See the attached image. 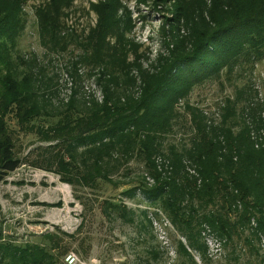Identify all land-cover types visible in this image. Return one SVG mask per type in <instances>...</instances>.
Here are the masks:
<instances>
[{
	"label": "rangeland",
	"instance_id": "374dc122",
	"mask_svg": "<svg viewBox=\"0 0 264 264\" xmlns=\"http://www.w3.org/2000/svg\"><path fill=\"white\" fill-rule=\"evenodd\" d=\"M50 1H15L16 11L10 16L18 26L0 27V117L7 122L15 155L22 162L0 184V246L38 244L58 264H183L187 258L178 254L177 242L187 241L137 187L144 164L135 158L111 181L95 185L66 182L63 176L77 175L69 169L81 160L77 152L91 146L54 132L58 117L19 118L7 80L20 82L26 91L27 78L38 90L32 99L41 113L47 107L55 115L74 97L81 104L92 97L103 99L102 79L109 78L106 64L118 65L125 56L136 79L128 94L140 95L142 73L163 74L177 54L195 52L201 33L226 24L221 0H60L61 9L53 12L59 14L58 25L48 28V34L38 10ZM10 2L0 0L2 10L12 6ZM110 25L113 29L106 33ZM246 85L247 108L239 122L243 119L253 129L263 113L254 109L264 97V56L243 63V69L239 66L230 76L206 82L189 98L204 111L222 109L223 115L227 99ZM257 133L263 136L264 127ZM204 234L212 264H238L236 243L223 251L216 239H209L215 237ZM189 251L205 264L196 250ZM246 259L243 255L242 262ZM12 263L9 259L4 264Z\"/></svg>",
	"mask_w": 264,
	"mask_h": 264
},
{
	"label": "trees",
	"instance_id": "16d2710c",
	"mask_svg": "<svg viewBox=\"0 0 264 264\" xmlns=\"http://www.w3.org/2000/svg\"><path fill=\"white\" fill-rule=\"evenodd\" d=\"M11 1L12 6L0 7V27L9 30L18 26V20L10 16L16 11L13 3L22 0ZM220 5L226 24L201 33L195 52L177 54L162 69L163 74L142 73L140 95L128 94L127 88L136 79L125 56L118 65L106 64L109 78L102 79L103 99L92 97L81 104L74 97L55 115L47 107L41 113L32 99L38 90L27 78L26 91L13 78L7 80L8 89L19 118L58 117L54 132L91 146L84 153L77 152L81 160L69 168L77 175L63 176L66 182L95 185L99 180L111 181L115 173L139 159L145 170L137 187L187 241L188 246L177 242V252L187 258L183 264H199L189 248L196 250L205 264H212L208 240H202L204 232L215 237L209 239H216L223 251L236 243V263L264 264V135L257 133L264 127V97L254 109L263 112V118L261 114L255 120L253 129L245 120L239 122L247 108L244 91L248 84L231 96L234 100L227 99L223 115L222 109L218 113L204 111L189 98L206 82L230 76L239 66L243 69V63L264 56V0H221ZM61 7L60 0H51L38 10L44 33L57 27L59 14L53 12L58 13ZM105 29L108 33L113 26ZM21 164L7 122L0 117V184ZM9 259L12 264H58L50 251L38 244L26 248L1 245L0 264Z\"/></svg>",
	"mask_w": 264,
	"mask_h": 264
},
{
	"label": "built area",
	"instance_id": "2783aa9c",
	"mask_svg": "<svg viewBox=\"0 0 264 264\" xmlns=\"http://www.w3.org/2000/svg\"><path fill=\"white\" fill-rule=\"evenodd\" d=\"M75 261V260H74ZM74 261H72L71 263H74Z\"/></svg>",
	"mask_w": 264,
	"mask_h": 264
}]
</instances>
